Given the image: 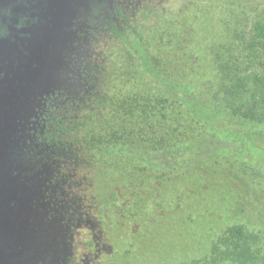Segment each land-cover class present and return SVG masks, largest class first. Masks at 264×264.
I'll return each mask as SVG.
<instances>
[{"label":"trees","instance_id":"16d2710c","mask_svg":"<svg viewBox=\"0 0 264 264\" xmlns=\"http://www.w3.org/2000/svg\"><path fill=\"white\" fill-rule=\"evenodd\" d=\"M160 11L158 6L148 4L135 20L120 6L115 8L120 19L141 38L146 30L139 28L138 21H143L144 28L154 38L156 49L152 61L156 66H165L171 76L179 78L187 74L205 75L208 67L201 72L196 68L200 56L188 50L190 37L188 33L184 35L187 31L183 32L181 21ZM64 18L62 15L60 21ZM234 20L232 15L224 19L222 36L230 35L233 39L211 45L210 75L201 77L207 78L204 89L210 97L221 99L240 112L247 109L243 108L251 99L254 114L253 108L264 106V84L262 88L263 82L250 81L249 73L245 77L244 72H239L243 64L233 56L234 35H239L242 29ZM68 26L66 19L60 24L59 33L54 34L56 27L46 31L48 44L43 63L37 61L41 56L38 49H29L28 54L21 51L20 57L8 63L13 72L0 79V191L6 195L4 200L0 198V230H6L0 233V264H21L22 257L34 249L32 241L38 239V231H32L30 236L28 226H34L35 212L41 222L54 230L70 233L72 228L86 224L92 229L103 228V242L98 245L101 256L94 257L91 264H158L165 236L160 230L162 216L157 210L165 208L170 190L179 189L184 203L179 213L186 224L203 222L194 216L192 208L185 206L199 181L203 190L202 180L208 178L207 174L198 170L177 174L171 184L170 169L157 171L120 152L115 158L106 154L107 157L98 159L93 149L110 153L109 148H119L121 144L134 149H162L174 141L182 143L195 136L197 122L181 102L160 99L148 92L137 90L133 94L109 97L92 96L77 89L71 93L73 90L62 88L60 79L65 71L83 67L84 47L79 50L82 38L87 40L88 48L106 43L104 37H97L101 32L97 25L76 30ZM180 44L174 58H169V49ZM104 52V63L110 72L134 79L137 64L130 51L123 56L113 46ZM197 82L202 83L200 79ZM74 146L86 155L77 164L70 166L64 158L55 161V156L50 154L57 148L63 154ZM23 161H28L27 167ZM247 203L235 199L224 211L228 221L220 235L211 242L208 235L206 243L199 241L193 248L189 245L186 253L194 256L189 255L188 261L181 264H264L263 237L254 232L255 226L249 225ZM151 218L156 219L149 222ZM113 221L117 230L110 224ZM88 222H92L91 226ZM249 230L255 234L249 235ZM138 245L143 246L141 251H135ZM201 251L204 254L200 256L197 253ZM51 253L56 260L54 248ZM151 255L154 259L149 260ZM173 255L178 256V252ZM82 262V254L76 249L63 261H51V264Z\"/></svg>","mask_w":264,"mask_h":264},{"label":"rangeland","instance_id":"374dc122","mask_svg":"<svg viewBox=\"0 0 264 264\" xmlns=\"http://www.w3.org/2000/svg\"><path fill=\"white\" fill-rule=\"evenodd\" d=\"M148 4L158 6L162 15L181 21L183 32L187 31L184 35L188 33L187 36L190 37L186 44L188 50L195 56H200V60L196 61V68L201 72L208 67L204 71L207 76L210 75L208 58L212 64L211 45L215 43L220 45L233 39L230 35L225 38L222 35L225 33L224 19H228L229 15L235 16L234 24H238L242 29L239 35H234L236 47L233 56L239 58L243 64L239 72H244L245 77H248L246 74L249 73L250 81L256 79L263 82L261 85L263 88L264 0H48L43 13L38 12L41 22L30 26L29 38L26 41L27 52L29 49H38L41 56L37 61L43 63L48 44L46 31L56 27L54 30L57 31L53 32L59 33V26L66 19L69 21L68 28L73 26L75 30L90 29L92 25H97L101 31L97 37H104L106 43L103 42L102 47L95 49L88 48L87 40L82 38L79 50L84 47L81 53L83 67L66 70L60 79L63 82L60 83L63 84L62 88L73 90L71 93L77 89L85 94L89 93L88 95L109 97H121L138 90L151 93L160 99H169L170 102L178 104L181 102L188 110L190 109L197 122L194 124L195 136L182 143L174 141L171 145L157 150L134 149L128 145L126 148L122 144L119 148H109L110 153H105L100 148L93 149L98 159L107 157L106 154L115 158L120 152L138 159L144 165L158 169L157 171L170 169L173 171L170 172L168 181L171 184L177 174L195 170L201 174L205 171L207 174L208 178L202 180L203 190L199 181L192 188L189 200H185L189 203L185 207L192 208L194 216L203 222L196 221L189 226L186 224L185 218L179 213L181 203L184 205L180 200L179 189L170 190V196L164 204L165 208L157 210L162 216L160 230L165 236L164 248L157 257L158 264H181L183 260L188 261L190 254L186 251L189 245L193 248L199 241H202L201 244L206 243L208 235L210 242L217 234L220 235L228 221L224 211L237 198L248 202L249 225L255 226L254 232L261 234L264 243V106L253 108L255 113L252 114L250 99V104L248 102L243 108H247L246 110L235 111L226 105L225 101L209 96L204 89L205 83H208L207 78L202 79L207 77L206 74H187L179 78L176 75L171 76L165 66H156L155 61H152V52L156 49L154 38H151L147 28H144L143 21L141 19L138 21L139 28L142 31L146 30L145 36L141 38L139 33L127 27L115 12L118 5L136 20L141 10ZM62 15H65V18L60 21ZM110 46L112 48L114 46L123 56L129 51L135 56L137 69L134 79L113 74L106 68L104 51L111 48ZM181 46L182 44L169 49V58H174ZM223 53L226 54L225 47ZM197 79L202 83H196ZM254 147L260 150H253ZM50 154L55 156V161L66 159L70 166L86 159L84 152L77 146L71 147L63 154L61 149L57 148ZM22 164L27 167L29 163L23 161ZM209 186L211 187L208 189ZM6 190L8 194L9 189ZM0 195L4 200L6 195L1 191ZM154 209L156 208L153 206ZM155 219L151 218L148 221ZM33 221L34 226H28L30 236L32 231L37 230L38 239L32 241L35 247L22 257L21 264L61 262L76 249L82 254V264H91L94 257L101 256L98 245L103 242V228L92 229L86 224L84 227L72 228L70 233L54 230L41 222L38 212L33 214ZM91 223L88 222L90 226ZM110 224L117 230L115 221ZM4 232L6 230L1 228L0 233ZM250 232L249 235L255 234ZM53 248L56 260L52 258ZM142 249L143 246L138 245L135 251ZM175 252H178L176 257L173 255ZM197 254L201 256L204 252ZM148 259L152 260L154 257L151 255Z\"/></svg>","mask_w":264,"mask_h":264},{"label":"flooded vegetation","instance_id":"af4514ba","mask_svg":"<svg viewBox=\"0 0 264 264\" xmlns=\"http://www.w3.org/2000/svg\"><path fill=\"white\" fill-rule=\"evenodd\" d=\"M46 2L48 0H0V79L7 72H13L8 63L20 57L21 51L28 54L26 41L30 26L41 22L38 12L43 13Z\"/></svg>","mask_w":264,"mask_h":264}]
</instances>
